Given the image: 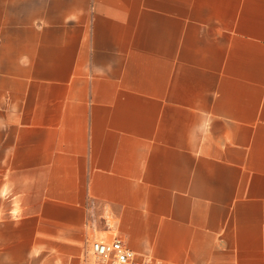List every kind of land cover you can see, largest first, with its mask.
<instances>
[{"label": "crops", "instance_id": "obj_1", "mask_svg": "<svg viewBox=\"0 0 264 264\" xmlns=\"http://www.w3.org/2000/svg\"><path fill=\"white\" fill-rule=\"evenodd\" d=\"M116 237L264 264V0H0V264Z\"/></svg>", "mask_w": 264, "mask_h": 264}, {"label": "built area", "instance_id": "obj_2", "mask_svg": "<svg viewBox=\"0 0 264 264\" xmlns=\"http://www.w3.org/2000/svg\"><path fill=\"white\" fill-rule=\"evenodd\" d=\"M81 264H175L140 256L127 248L119 238L91 240L83 248Z\"/></svg>", "mask_w": 264, "mask_h": 264}]
</instances>
